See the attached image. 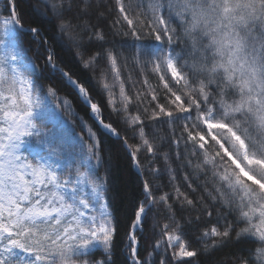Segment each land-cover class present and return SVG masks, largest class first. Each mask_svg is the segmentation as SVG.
Instances as JSON below:
<instances>
[{"label":"snow or ice","instance_id":"6c2138e0","mask_svg":"<svg viewBox=\"0 0 264 264\" xmlns=\"http://www.w3.org/2000/svg\"><path fill=\"white\" fill-rule=\"evenodd\" d=\"M57 81L138 177L124 240L111 152ZM233 247L219 264H264V0H0V264Z\"/></svg>","mask_w":264,"mask_h":264},{"label":"trees","instance_id":"16d2710c","mask_svg":"<svg viewBox=\"0 0 264 264\" xmlns=\"http://www.w3.org/2000/svg\"><path fill=\"white\" fill-rule=\"evenodd\" d=\"M26 15L28 10L25 9ZM29 23L31 20L29 19ZM35 26V25H33ZM32 37L25 36L24 41L27 47L36 48L38 45L32 42ZM43 39V37H41ZM49 42H51L49 38ZM43 52V49H40ZM59 51V50H58ZM35 55V53H31ZM60 57L69 62V67H75V65L69 60V57L63 51H59ZM38 63H42V60H39ZM77 75H81L79 69H77ZM60 93L61 96H67L74 105V109L79 113L80 117L87 121L89 124H93L97 133L100 135L105 151H110L113 159V168L110 176L111 182V193L112 196V206L113 211L116 216V219L120 226V238L124 240L125 232L128 230L129 226L132 223L134 218V213L136 211L137 200L140 197V190L138 186V177L135 173V170L131 167L127 154L125 153L122 144L118 139H114L106 134H103V131L94 124L90 119L89 109L84 106L76 94L65 85L57 81L54 85ZM94 100H99L103 104V98L98 96L95 90H91ZM68 119L75 120V117L69 115ZM76 131H82L80 127V122H76ZM122 131V127L119 129ZM131 142V141H130ZM150 241L141 240V244L145 247L148 246ZM236 248H228L221 251L215 252L211 256H202L199 258V264H219V262L224 259L226 256L235 252ZM96 256H100V252L97 251ZM117 264H121V258L117 259Z\"/></svg>","mask_w":264,"mask_h":264}]
</instances>
